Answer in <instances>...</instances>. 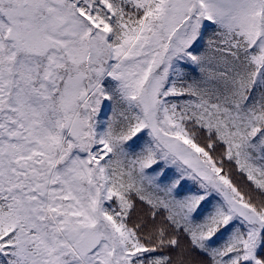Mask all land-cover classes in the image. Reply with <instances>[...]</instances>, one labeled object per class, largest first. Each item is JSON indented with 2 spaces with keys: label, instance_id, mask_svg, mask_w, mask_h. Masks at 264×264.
Here are the masks:
<instances>
[{
  "label": "snow or ice",
  "instance_id": "1",
  "mask_svg": "<svg viewBox=\"0 0 264 264\" xmlns=\"http://www.w3.org/2000/svg\"><path fill=\"white\" fill-rule=\"evenodd\" d=\"M0 264H264V0H0Z\"/></svg>",
  "mask_w": 264,
  "mask_h": 264
}]
</instances>
